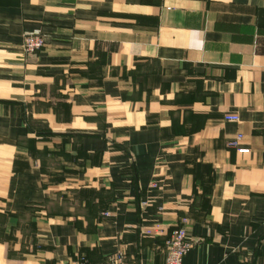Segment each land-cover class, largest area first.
<instances>
[{"label": "crops", "instance_id": "1", "mask_svg": "<svg viewBox=\"0 0 264 264\" xmlns=\"http://www.w3.org/2000/svg\"><path fill=\"white\" fill-rule=\"evenodd\" d=\"M179 227L264 264V0H0V264H166Z\"/></svg>", "mask_w": 264, "mask_h": 264}, {"label": "built area", "instance_id": "2", "mask_svg": "<svg viewBox=\"0 0 264 264\" xmlns=\"http://www.w3.org/2000/svg\"><path fill=\"white\" fill-rule=\"evenodd\" d=\"M47 37L44 35H26L23 38L21 50L24 55H33L42 50L46 45ZM227 121L238 122L235 116L226 117ZM242 136L239 135L236 140L230 143V146L237 149L238 153L246 154L249 151L239 148V142ZM192 247V243L187 239V234L184 228H177L171 234L167 243L166 249V264H183L185 256Z\"/></svg>", "mask_w": 264, "mask_h": 264}]
</instances>
